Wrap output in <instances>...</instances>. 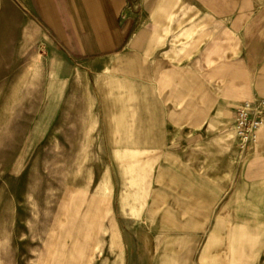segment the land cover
Segmentation results:
<instances>
[{
    "label": "crops",
    "instance_id": "1",
    "mask_svg": "<svg viewBox=\"0 0 264 264\" xmlns=\"http://www.w3.org/2000/svg\"><path fill=\"white\" fill-rule=\"evenodd\" d=\"M15 2L24 19L19 45L43 50L40 124L71 126L62 140L93 142L94 183L101 189L104 179V196L100 203L87 196L86 205L103 209L104 230L90 238L96 244L101 233L107 252L123 254L125 264H159L153 246L138 239L189 236L175 229L178 218L212 204L207 166L192 164L191 127L221 100L264 90V0ZM127 158L141 161L127 165ZM112 196L114 219L106 210ZM122 221L143 229L113 228ZM133 241L136 261L127 260Z\"/></svg>",
    "mask_w": 264,
    "mask_h": 264
},
{
    "label": "rangeland",
    "instance_id": "2",
    "mask_svg": "<svg viewBox=\"0 0 264 264\" xmlns=\"http://www.w3.org/2000/svg\"><path fill=\"white\" fill-rule=\"evenodd\" d=\"M23 20L15 0H0V264H125L123 254L105 248L103 209L86 205L87 196L93 203L104 196L103 175L101 189L94 183L98 159L91 156L93 142L62 140L70 137L65 133L71 126L40 124L43 50L30 52L19 45ZM255 99L264 100V90L242 94L237 103L221 100L208 110L205 122L191 127L192 164L207 166L212 204L193 206L191 218H178L175 229L189 236L154 243L138 239L153 246L150 256L159 264H264V126L244 153L236 151L233 131L236 107ZM72 150L80 156H63ZM140 161L127 158L124 164ZM123 176L135 180L134 174ZM73 182L79 190L72 189ZM108 199V217L114 219L115 200ZM113 223L117 230L143 229L140 221ZM143 225L152 228L151 223ZM92 230H102L96 244ZM88 245L90 261L84 263ZM136 245L130 243L132 252ZM136 259L135 252L128 254L127 260Z\"/></svg>",
    "mask_w": 264,
    "mask_h": 264
},
{
    "label": "built area",
    "instance_id": "3",
    "mask_svg": "<svg viewBox=\"0 0 264 264\" xmlns=\"http://www.w3.org/2000/svg\"><path fill=\"white\" fill-rule=\"evenodd\" d=\"M264 126V100L255 99L241 103L234 112L233 131L235 148L246 152L256 141L258 130Z\"/></svg>",
    "mask_w": 264,
    "mask_h": 264
},
{
    "label": "bare ground",
    "instance_id": "4",
    "mask_svg": "<svg viewBox=\"0 0 264 264\" xmlns=\"http://www.w3.org/2000/svg\"><path fill=\"white\" fill-rule=\"evenodd\" d=\"M186 226V225H185ZM186 228V227H185Z\"/></svg>",
    "mask_w": 264,
    "mask_h": 264
}]
</instances>
